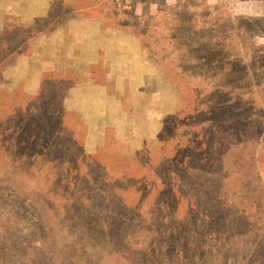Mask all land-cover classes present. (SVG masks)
I'll use <instances>...</instances> for the list:
<instances>
[{
  "label": "rangeland",
  "instance_id": "1",
  "mask_svg": "<svg viewBox=\"0 0 264 264\" xmlns=\"http://www.w3.org/2000/svg\"><path fill=\"white\" fill-rule=\"evenodd\" d=\"M263 78L264 0H0V264H264Z\"/></svg>",
  "mask_w": 264,
  "mask_h": 264
},
{
  "label": "trees",
  "instance_id": "2",
  "mask_svg": "<svg viewBox=\"0 0 264 264\" xmlns=\"http://www.w3.org/2000/svg\"><path fill=\"white\" fill-rule=\"evenodd\" d=\"M260 21H261V20H260ZM263 81H264V78H263ZM251 118H252V115H249V116H247L244 120L249 121ZM257 118H258V117H257ZM230 120H231L232 123H234V122L236 123L235 119L232 118V119H230ZM238 122H240V120H238ZM263 141H264V138H263V140H262L261 142L264 143ZM246 187H247V186H246ZM256 209H257V206L254 207V208L251 209V210H252V211H255ZM245 210H246V209H243V212H242V213H244Z\"/></svg>",
  "mask_w": 264,
  "mask_h": 264
}]
</instances>
